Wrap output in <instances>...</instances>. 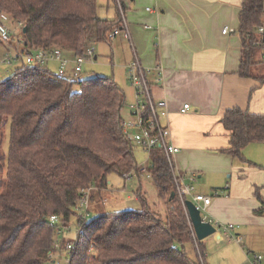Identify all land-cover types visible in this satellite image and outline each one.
I'll use <instances>...</instances> for the list:
<instances>
[{
    "label": "trees",
    "instance_id": "16d2710c",
    "mask_svg": "<svg viewBox=\"0 0 264 264\" xmlns=\"http://www.w3.org/2000/svg\"><path fill=\"white\" fill-rule=\"evenodd\" d=\"M110 1L114 19L98 16V0H0V12L21 26L20 51L59 49L74 58L93 42L110 43L111 33L120 28L116 1ZM263 16L264 0H242L238 75L261 85L264 75L253 71L260 62L252 32ZM50 64L22 65L0 80V264H49L56 226L66 229L75 217L77 242L68 264H207L201 241L196 260L185 250L194 234L161 148L150 153L148 175L164 215L149 207L139 188L140 210L89 218V209L85 219L79 218L74 208L83 191L91 189L90 203L102 200L109 174L122 178L136 170L135 144L123 130L126 95L113 77L58 76ZM220 122L229 132V146L220 153L245 163L244 149L264 144V115L236 107L226 110ZM255 198L259 208L254 213L264 216V198L258 191ZM51 216L58 224L49 222ZM66 243L61 242L60 253H66Z\"/></svg>",
    "mask_w": 264,
    "mask_h": 264
},
{
    "label": "crops",
    "instance_id": "0c3cea01",
    "mask_svg": "<svg viewBox=\"0 0 264 264\" xmlns=\"http://www.w3.org/2000/svg\"><path fill=\"white\" fill-rule=\"evenodd\" d=\"M121 2L130 38L120 33L111 40V61L112 42L120 36L116 47L122 50L125 73L135 57L146 68L162 66L164 82L152 86V95L156 103L167 104L168 114L162 123L180 150L175 168L186 180L195 175V192L211 198L209 216L221 224L234 225V234L242 238L238 243L217 230L201 241L205 261L248 264L253 255H264V216L254 213L259 208L255 192L264 198V144L252 143L243 151L247 158L259 162L250 165L253 167L244 168V163L220 153L229 146V132L220 122L226 110L237 107L264 115V85L238 75L241 39L237 28L242 0ZM147 8L156 12L149 13ZM113 9L112 16L106 13L100 18L114 19V5ZM225 28L233 32L224 34ZM49 66L57 68L55 63ZM72 70L70 65L67 74ZM185 104L190 109L181 113ZM257 153L261 154L258 159ZM111 200L104 199L98 205L104 209ZM189 249L199 257L195 238L185 244L187 253Z\"/></svg>",
    "mask_w": 264,
    "mask_h": 264
},
{
    "label": "built area",
    "instance_id": "2783aa9c",
    "mask_svg": "<svg viewBox=\"0 0 264 264\" xmlns=\"http://www.w3.org/2000/svg\"><path fill=\"white\" fill-rule=\"evenodd\" d=\"M119 17L121 20L120 28L113 30L110 35L111 40L118 34L124 33L126 38H130L126 20L124 5L121 0H115ZM147 12L154 13L155 9L147 8ZM10 19L7 15L0 12V37L5 40H11V37L18 38L14 35L13 31L6 26ZM20 25L17 26L20 29ZM233 30L225 28L224 34L232 33ZM254 37L253 46L257 50V58L260 63L264 64V26L261 25L252 32ZM20 43V42H19ZM95 42L91 43L84 51L83 56L74 58L66 57L59 49L51 52H44L41 50L32 52H23L16 49L17 55L15 57H5L0 60V64L9 65L16 61H21L24 66L32 65H47L50 63L57 64L58 76L70 77L73 79H80L83 73L84 64H95ZM72 65L73 70L71 74H67V68ZM110 65V63H109ZM127 80L132 90L131 102H127L124 106L126 112V119L123 123V130L127 138L132 141L136 146L140 147L147 155V160L140 165H136L139 172L148 171L150 153L154 148H161L167 160V163L173 174L176 192L185 203L186 200L193 202L196 209L200 212L201 219L204 223H209L216 231L219 230L227 235L230 239L240 243L242 238L234 234L236 227L231 224H221L213 220L209 214L208 209L211 205V198L197 194L193 182L195 175L191 174L188 177V182L175 168V156L180 152L179 148L174 146L171 142V133L167 125L162 123V120L167 117V104L165 101L156 103L152 95L153 85H162L164 82V71L161 65H156L153 68L144 67L137 57L126 65ZM190 109L189 104L183 105L180 112L186 113ZM125 174L122 178L126 181L129 180L133 174ZM90 191L91 189L82 192L81 199L75 205V211L79 213V218L82 220L88 216L90 204ZM58 218L51 216L49 222L51 224H58ZM65 229L56 226V236L63 234ZM75 243H66V260L69 263L72 256V249ZM57 249H60V243L56 241L54 245V252L49 255V264H60L56 257L59 256ZM59 259H62L61 257ZM248 264H264V256L261 254L253 255Z\"/></svg>",
    "mask_w": 264,
    "mask_h": 264
},
{
    "label": "rangeland",
    "instance_id": "374dc122",
    "mask_svg": "<svg viewBox=\"0 0 264 264\" xmlns=\"http://www.w3.org/2000/svg\"><path fill=\"white\" fill-rule=\"evenodd\" d=\"M99 5H101V8L99 9L98 16L103 18L106 16V13H108L110 16L113 14V5L110 0H98ZM108 3V4H107ZM108 5L106 8L105 6ZM112 5V6H111ZM109 9V11H108ZM113 9V10H112ZM262 25L264 26V16L262 18ZM6 26L9 27L14 33V35L18 38L11 37V45H8V42L0 41V60L5 57H15L17 55L16 49L20 50V37H19V30L17 26L13 23L7 22ZM121 33V32H120ZM124 33H122L123 35ZM122 37H117L116 42H112L113 46V55H114V66L109 65L110 59V53L112 52L111 48L109 47V43L107 42H101L95 44V55L97 56V60L95 61V64H84L83 65V73L82 78L86 77H113L115 82L121 87V89L124 91L126 95V101L129 103L131 102L132 98V90L130 87V84L127 80V75L123 69V58H122V50L118 49L116 47V43L121 40ZM111 43V42H110ZM115 43V44H114ZM22 63L21 61L13 62L9 65H3L0 64V80L5 79L8 77L16 68L21 67ZM53 72H57V68L55 66L50 67ZM254 73L259 75H264V64L260 63L254 66L253 68ZM85 73V74H84ZM74 91L78 90V86L74 85L73 87ZM8 132L9 128L6 127L4 130V139H3V145L2 149L5 155L7 154L8 150ZM134 146V156L137 162V165H140L141 163L145 162L147 160V155L144 151L140 149V147ZM244 155V154H243ZM261 154H256L257 159L260 158ZM246 162L244 163V168H248L250 165H253V163L258 164L259 162H254L253 160H250L244 155ZM246 164V165H245ZM253 167V166H250ZM228 180L230 178L226 176ZM196 180V179H195ZM188 182V178L186 180ZM107 190L103 194V199L99 200V198H95L93 200L90 207L91 211H95L97 209V212H91L89 215V218H93L95 214L98 213H104V212H121V211H127V210H140L141 205L136 200V191L140 188L141 192L145 194L147 203L149 207H151L152 210L155 212L164 215L165 213V207L161 203V201L158 198V193L156 188L154 187L153 182L150 179V176L148 175V171L139 172L138 169L135 170V172L131 175L129 180H124L123 178L119 177L118 175L111 173L107 176ZM194 184V183H193ZM112 199L110 201V204L106 206L104 209L98 205L99 202L103 201L104 199ZM98 205V206H97ZM95 207V208H94ZM79 215V213H78ZM77 232L78 227L76 223V217L72 218L70 221V224L68 228H66L63 231V234L60 236H57V242L61 244V242L66 241L67 243H76L77 242ZM57 253L59 254L58 257H56L57 261H60V264H67L66 260V253L65 252H59V249H57ZM188 255L192 260H196L195 253L192 250H188ZM262 255V254H261ZM264 256V255H263ZM62 259H59V258Z\"/></svg>",
    "mask_w": 264,
    "mask_h": 264
},
{
    "label": "water",
    "instance_id": "95a60500",
    "mask_svg": "<svg viewBox=\"0 0 264 264\" xmlns=\"http://www.w3.org/2000/svg\"><path fill=\"white\" fill-rule=\"evenodd\" d=\"M184 205L189 218L190 225L192 227L194 238L197 241H203L204 239L216 233V230L209 223H204L202 221L200 212L196 209L193 202L186 200Z\"/></svg>",
    "mask_w": 264,
    "mask_h": 264
}]
</instances>
